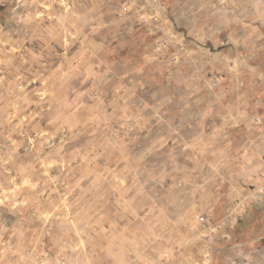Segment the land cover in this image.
Here are the masks:
<instances>
[{"label":"rangeland","instance_id":"1","mask_svg":"<svg viewBox=\"0 0 264 264\" xmlns=\"http://www.w3.org/2000/svg\"><path fill=\"white\" fill-rule=\"evenodd\" d=\"M98 1L0 7V264H264V0Z\"/></svg>","mask_w":264,"mask_h":264},{"label":"crops","instance_id":"2","mask_svg":"<svg viewBox=\"0 0 264 264\" xmlns=\"http://www.w3.org/2000/svg\"><path fill=\"white\" fill-rule=\"evenodd\" d=\"M87 3H84V5H80V0H27L26 6L21 7L20 0H0V7L6 6L7 10L9 11H42L41 14H47L50 13L55 14L54 16H58L59 14L61 16H65L63 13L64 11H69L74 13V11H97L99 8V3L94 2V0H86ZM10 3V4H9ZM82 9H79V8ZM29 13V12H28ZM27 12L24 13L26 16L22 19V22H30L32 18L28 16ZM70 13V15H72ZM28 17V19H27ZM31 18V19H30ZM63 18V17H62ZM27 19V20H26ZM30 19V21H28ZM24 29H28L27 26H24ZM68 30V28L66 29ZM28 34V32H27ZM69 34H72L71 32ZM73 35V34H72ZM22 40V42H20ZM25 40V36H18L15 40L8 41L10 45V50L13 51L12 56H8L6 58L0 57V63L2 60H4V63L10 64L8 66H11L13 64V61H15L16 57L21 48V45L23 44ZM9 50V49H8ZM7 50V51H8ZM17 52H15V51ZM13 65L11 68L8 67V73H13ZM16 70H14L15 72ZM12 75H9V77ZM250 182L253 186L251 192H255L261 188H264V172L260 173L258 171H254L252 173V176H250ZM248 255V254H247ZM249 256V255H248ZM250 258V256H249ZM242 262V261H241ZM243 263V262H242ZM186 264H209V257L201 252V251H194V253H190L188 258L186 259Z\"/></svg>","mask_w":264,"mask_h":264},{"label":"built area","instance_id":"3","mask_svg":"<svg viewBox=\"0 0 264 264\" xmlns=\"http://www.w3.org/2000/svg\"><path fill=\"white\" fill-rule=\"evenodd\" d=\"M152 4H157L159 1L158 0H149ZM27 3V0H20V5L21 7H25ZM206 216L202 215L200 217V221L203 222L205 221ZM244 260H247V263H249L248 258L246 256L242 257ZM37 259L39 260V264H49V253L45 250L43 252H39L37 255ZM61 260V259H60ZM65 261L61 260V264H64Z\"/></svg>","mask_w":264,"mask_h":264}]
</instances>
